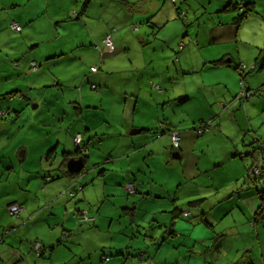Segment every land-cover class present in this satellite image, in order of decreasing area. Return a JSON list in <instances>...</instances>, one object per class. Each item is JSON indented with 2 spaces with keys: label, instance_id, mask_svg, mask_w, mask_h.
Here are the masks:
<instances>
[{
  "label": "clouds",
  "instance_id": "1",
  "mask_svg": "<svg viewBox=\"0 0 264 264\" xmlns=\"http://www.w3.org/2000/svg\"><path fill=\"white\" fill-rule=\"evenodd\" d=\"M0 264H264V0H0Z\"/></svg>",
  "mask_w": 264,
  "mask_h": 264
},
{
  "label": "rangeland",
  "instance_id": "2",
  "mask_svg": "<svg viewBox=\"0 0 264 264\" xmlns=\"http://www.w3.org/2000/svg\"><path fill=\"white\" fill-rule=\"evenodd\" d=\"M222 16L223 15H225V14H221ZM203 235V233L202 232H199L197 229H195L194 228V230H193V238L195 239V238H199L200 236H202Z\"/></svg>",
  "mask_w": 264,
  "mask_h": 264
}]
</instances>
